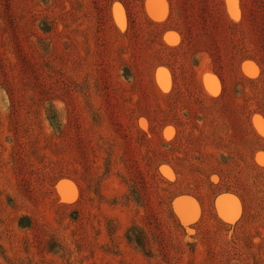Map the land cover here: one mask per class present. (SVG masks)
I'll return each instance as SVG.
<instances>
[{
  "label": "rangeland",
  "instance_id": "rangeland-1",
  "mask_svg": "<svg viewBox=\"0 0 264 264\" xmlns=\"http://www.w3.org/2000/svg\"><path fill=\"white\" fill-rule=\"evenodd\" d=\"M262 11L264 0H0V264H264V215L233 199L225 217L218 197L236 193L219 192L233 186L161 164L208 159L213 141L191 149L183 116L204 95L245 114L264 168V74L247 59L264 55ZM182 195L195 199L188 222ZM134 225L153 257L128 239Z\"/></svg>",
  "mask_w": 264,
  "mask_h": 264
},
{
  "label": "trees",
  "instance_id": "trees-1",
  "mask_svg": "<svg viewBox=\"0 0 264 264\" xmlns=\"http://www.w3.org/2000/svg\"><path fill=\"white\" fill-rule=\"evenodd\" d=\"M243 10L245 11V7H243ZM250 15L251 12H248V15L244 14V16L247 17ZM258 16L259 20H264L263 11L259 13ZM226 23L228 26L225 34H227L231 30V26H233L229 18H227ZM243 26L245 27L247 24L242 22V27ZM149 27L153 28L150 24ZM262 32L264 35L263 29ZM162 48H164V50H175L178 47L171 48L164 46ZM162 53L163 52H161L160 55H162ZM247 59L257 62L262 68L264 74V55L260 57H248ZM161 65L172 71V68L168 63L162 62ZM214 72L220 80L225 83L222 74L217 69H215ZM174 96L176 97L174 103L177 104L176 100L179 97V94L175 93ZM214 103L215 102L212 98L200 95L196 99L194 105H191L188 109L183 111L185 120L193 121L192 126L194 129L191 134H189V142L187 141L190 148L193 149L196 146L200 147V145H202V138H207V140L213 141V143H210V146L213 148L212 151H209V147H207L208 159H204L206 162L200 163V160H196L193 163H189L187 156L178 155L171 157L172 159L163 161L161 164H167V166L171 167L173 171L175 170L177 176L182 179L187 176L189 177L194 173H206V175L210 177L211 175L216 174L222 181L228 183L227 185L233 186L222 189L219 193H236L243 202L245 214H252L254 218L256 215H264V168L260 167L255 162V152L253 151L257 146V143L262 141L263 138L248 128L246 116L242 111L240 113L237 111L236 113L228 112L226 115L224 112L225 110H219L220 112H218L215 108L211 107ZM54 108H56V106H52V108L51 106L46 107L47 118L55 135L60 137L62 136V126H60V120L56 119L57 117L54 115V113H56ZM204 119L205 123L203 124ZM171 123L173 124L174 122ZM173 125L177 127L176 124ZM199 125L202 127H197ZM199 128L201 131L198 130ZM162 144L164 149L173 146L170 142L165 141H163ZM160 152L162 154H167L168 151L161 150ZM130 180L133 181V179ZM256 184L257 186H260L258 189H255ZM219 221L223 226H231L221 220ZM260 221L264 223L262 217ZM148 234L147 229L134 225L128 231V239L132 241L146 256L153 257V249L148 244ZM50 242V248L58 245L53 239H50Z\"/></svg>",
  "mask_w": 264,
  "mask_h": 264
},
{
  "label": "water",
  "instance_id": "water-1",
  "mask_svg": "<svg viewBox=\"0 0 264 264\" xmlns=\"http://www.w3.org/2000/svg\"><path fill=\"white\" fill-rule=\"evenodd\" d=\"M115 16L118 20L122 21V17L120 15L115 14ZM189 199H193L195 201V199L193 197H190L188 195H182L181 197H179L177 199L176 207L178 210V215L182 219V221H184V222H188V220L181 217V215H184L183 208L185 207V205L187 204ZM233 199H237L241 203L240 198L236 194H222L218 197V200H219V201H217L218 202V210H220L221 213L225 217H232L233 216V215L229 214V212L227 211V208H226L228 206V203L230 202V200H233Z\"/></svg>",
  "mask_w": 264,
  "mask_h": 264
}]
</instances>
